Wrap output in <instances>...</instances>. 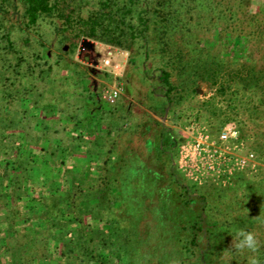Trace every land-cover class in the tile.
<instances>
[{
    "label": "trees",
    "instance_id": "16d2710c",
    "mask_svg": "<svg viewBox=\"0 0 264 264\" xmlns=\"http://www.w3.org/2000/svg\"><path fill=\"white\" fill-rule=\"evenodd\" d=\"M177 2L0 0V9L18 14L25 28L43 17L57 18L58 32L65 39L91 38L126 50L140 44L147 58L152 27L164 22L165 32L173 29L175 13L182 5ZM210 6L218 8L216 13L231 27L234 47L240 40L238 44L244 48L245 56L235 63L240 68L234 80H241L249 90L255 86L263 91L264 70L254 75L257 62L252 55L256 46H264V5L255 0H211ZM220 33H224L222 28ZM23 38L27 45L29 40ZM40 58L34 51L16 47L10 31L0 34V264H148L140 250L144 244L139 232L142 201L137 198V193L150 187L145 171H137L140 162L129 164V155L115 157L96 135L97 129L104 131L99 92L87 95L95 108H84L76 101L68 112L67 107L54 111L53 104L40 100L44 98L42 89L48 90L49 85ZM172 65L165 62L164 69H158V79L167 92L173 89ZM39 79L43 86L35 92L33 82ZM77 95L82 98L83 93ZM19 96L28 100V107H23V116L17 121ZM261 103L264 119V97ZM258 107L253 110L257 112ZM8 110L13 118L4 123L2 113ZM10 123L12 127H8ZM61 131L65 137L53 136ZM240 136L247 141L243 133ZM259 143L264 150V141ZM262 201V213L247 214L249 218L239 220V225L264 226ZM155 212L164 225L166 218L163 221L160 209ZM203 214L181 225L172 264H224L225 240L216 237V226L210 227ZM259 241L254 255L264 264V239ZM158 264L168 263L161 260ZM235 264H249V260Z\"/></svg>",
    "mask_w": 264,
    "mask_h": 264
},
{
    "label": "rangeland",
    "instance_id": "374dc122",
    "mask_svg": "<svg viewBox=\"0 0 264 264\" xmlns=\"http://www.w3.org/2000/svg\"><path fill=\"white\" fill-rule=\"evenodd\" d=\"M210 2L178 0V5H182L175 13L174 28L165 32L164 22L152 27L147 58L140 44L126 50L91 38L69 40L58 32L57 18L43 17L35 26L25 28L18 14L0 9V34L10 31L16 47L41 57L39 61L49 81L48 90L42 89L43 103L53 104L54 111L67 107L68 112L76 101L91 108L96 104H89L87 95L92 91L100 93L104 131L97 129L96 135L103 138L115 157L129 155L133 166L140 162L136 169L145 171L150 182L146 192L137 193L142 201L139 232L144 244L140 250L148 264L176 262L173 254L177 250V232L186 220L199 218V213H204L210 227L216 226V237L225 240L221 254L224 264L239 260L247 263L248 257L254 255L239 253L234 247L238 231L254 232L258 240L264 239V226L257 223L245 227L238 222L249 218L247 214L262 213L264 150L259 141H264V119L260 116L264 90L255 86L249 90L241 80H234L240 68L235 63L239 64L240 56H245L244 48L238 44L240 40L234 47L231 27H226L224 16L218 15V8L211 7ZM255 3L264 5V0ZM23 37L29 40L27 45L22 42ZM227 44L233 48L224 49L222 45ZM257 47L252 55L257 62L253 71L256 77L261 74L260 69L264 70V46ZM165 62L173 63L169 67L173 85L170 92L158 79V69H164ZM41 82L34 81V89L43 86ZM116 85L122 86V93L110 103L104 94ZM22 86L20 83L19 89ZM80 92L82 98H78ZM15 105L19 106V121L28 100L19 96ZM257 105L255 112L253 107ZM2 117L4 123L10 122L12 111H5ZM58 122L56 118L55 123ZM8 125L12 127L11 123ZM228 125L246 136L245 146L254 153V164L236 172L225 185L212 178L194 183L178 166L180 145L201 129L215 137ZM250 135L252 139L248 138ZM53 136L66 134L61 131ZM155 209H160L163 221L166 218L164 225L159 223L161 218Z\"/></svg>",
    "mask_w": 264,
    "mask_h": 264
},
{
    "label": "built area",
    "instance_id": "2783aa9c",
    "mask_svg": "<svg viewBox=\"0 0 264 264\" xmlns=\"http://www.w3.org/2000/svg\"><path fill=\"white\" fill-rule=\"evenodd\" d=\"M104 62L108 64L109 60ZM121 93L122 86L116 85L107 89L104 97L114 103ZM245 145L246 141L233 126H225L215 137L204 128L180 145L177 163L196 184L212 178L225 185L236 172L254 164L255 155Z\"/></svg>",
    "mask_w": 264,
    "mask_h": 264
},
{
    "label": "clouds",
    "instance_id": "9594fccd",
    "mask_svg": "<svg viewBox=\"0 0 264 264\" xmlns=\"http://www.w3.org/2000/svg\"><path fill=\"white\" fill-rule=\"evenodd\" d=\"M234 247L239 253L250 252L255 254L260 247V241L254 232L240 230L236 234V240ZM249 264H259V261L255 255L248 257Z\"/></svg>",
    "mask_w": 264,
    "mask_h": 264
}]
</instances>
